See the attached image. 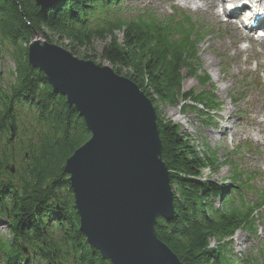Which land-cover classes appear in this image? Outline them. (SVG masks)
<instances>
[{"label": "trees", "instance_id": "1", "mask_svg": "<svg viewBox=\"0 0 264 264\" xmlns=\"http://www.w3.org/2000/svg\"><path fill=\"white\" fill-rule=\"evenodd\" d=\"M121 3L58 0L43 11L35 0H0V59L8 56L15 64L8 80L0 73V214L10 234L0 237L5 264H112L87 242L64 170L91 133L66 96L30 65L28 45L35 34L49 42L60 38L78 58L79 49L104 42L102 61L134 81L157 113L159 105L195 110L187 104L193 97L182 81L184 74L197 77L189 65L198 60V45L209 33L199 34L191 19L161 20L148 10L121 15ZM198 79L206 83L209 78ZM158 130L174 190V215L158 219L159 239L183 264H242L223 241L240 228L255 232L254 208L264 204V197L249 205L234 196L241 193L236 186L197 181L204 170H219L216 153L196 151L175 124L158 121ZM213 239L216 246L210 247Z\"/></svg>", "mask_w": 264, "mask_h": 264}, {"label": "water", "instance_id": "2", "mask_svg": "<svg viewBox=\"0 0 264 264\" xmlns=\"http://www.w3.org/2000/svg\"><path fill=\"white\" fill-rule=\"evenodd\" d=\"M35 2L45 11L57 0ZM35 36L30 65L66 96L91 133L64 169L87 242L112 264H183L156 231L160 217L173 218L174 190L153 102L111 66Z\"/></svg>", "mask_w": 264, "mask_h": 264}, {"label": "rangeland", "instance_id": "3", "mask_svg": "<svg viewBox=\"0 0 264 264\" xmlns=\"http://www.w3.org/2000/svg\"><path fill=\"white\" fill-rule=\"evenodd\" d=\"M202 4V0H195V5L192 6L195 8ZM147 7H152L161 14L171 12V4L166 0H130L127 9L128 15L132 16ZM187 9L190 10V6ZM192 12L200 17L212 32L201 43L196 55L198 60L189 66H191L192 73L202 74L205 71V76L209 78L206 83L201 79L200 81L203 84L202 88L215 101L212 105L218 106L209 112L215 116L214 122L209 124L205 115L198 116L192 110L185 113L181 109L182 104L178 106L159 105L157 121L163 124L177 125L179 131L189 137L196 147V151L202 155L200 150L206 151L207 145L211 150L217 152L216 158L218 163H221L218 167L219 170L216 172L204 170L203 177L212 182H221L223 185L229 183V187H239V176L236 171L239 173L241 170L246 171L249 168L251 170L260 168L264 171V125L261 128L259 124H255L256 121L259 122L260 118L256 112L264 110V82L259 80L258 74H256L257 70L264 72V58L259 44L254 42L246 32L241 31L236 24L223 22L210 10L199 9ZM35 38L36 36H33V39ZM50 39L52 43L65 48L66 43L61 42L60 38L52 37ZM104 45V42L96 41L87 49H79L78 55L81 59L92 60L100 66L108 65L100 57ZM223 45H226V48ZM13 68H15V64L10 57L0 59L2 80L9 79ZM229 68L230 72L225 74ZM184 87L186 92L192 93V97L196 96L195 90L200 93L199 89H201L199 81L195 77L188 76L184 78ZM190 103L193 102L187 104ZM219 105L223 106L222 111L219 109ZM228 110L232 111L231 116L227 113ZM259 131L261 133L258 134ZM259 136H263V139H260ZM247 142L258 146L259 152L255 153L246 148L242 154L241 148L235 149L236 146H242ZM233 159L240 169L237 170L231 165ZM230 177H236V180L231 182ZM251 185L253 188L246 189L243 193L244 200L250 204L256 202L260 194L259 190H264V175L254 179ZM214 202L217 206L220 205V200L216 199ZM261 214H264L263 210L258 211L255 215L258 228L256 233L248 230L236 232L230 247H228L234 258L250 259L253 262L264 258V221ZM3 221L4 218H0V233L7 235L8 228L2 224ZM214 244L213 239L210 247H213ZM30 253L28 252V254ZM241 263L243 264L242 260Z\"/></svg>", "mask_w": 264, "mask_h": 264}, {"label": "bare ground", "instance_id": "4", "mask_svg": "<svg viewBox=\"0 0 264 264\" xmlns=\"http://www.w3.org/2000/svg\"><path fill=\"white\" fill-rule=\"evenodd\" d=\"M214 1H216L217 3H222V2H224V0H213V1H208V0H204V6H206L208 9L210 8V7H214L215 6V2ZM225 2L226 3H228V1L227 0H225ZM259 4H257V6H258ZM176 13V12H175ZM212 13L215 15V11H214V9H212ZM246 22H249V23H251L250 21H248V20H246ZM52 43V42H51ZM30 44V43H29ZM199 46V45H198ZM224 46V48H226V45H223ZM66 49V48H65ZM69 51V50H68ZM28 52H29V50H28ZM5 57H7V56H5ZM81 59V58H80ZM211 62H212V60H211ZM123 76V75H122ZM59 93V92H58ZM61 94V93H60ZM67 99V98H66ZM222 108H223V106H220V110L222 111ZM258 113V116H264V112L263 111H257ZM227 113L231 116V114H232V111L231 110H228L227 111ZM259 121H260V123H264V120L262 121V119H259ZM157 124H158V121H157ZM74 195V194H73Z\"/></svg>", "mask_w": 264, "mask_h": 264}]
</instances>
